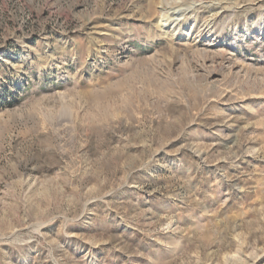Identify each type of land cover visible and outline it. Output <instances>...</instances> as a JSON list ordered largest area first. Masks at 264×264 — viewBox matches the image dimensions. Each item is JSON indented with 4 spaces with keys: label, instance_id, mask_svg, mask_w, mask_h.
Returning a JSON list of instances; mask_svg holds the SVG:
<instances>
[{
    "label": "rangeland",
    "instance_id": "rangeland-1",
    "mask_svg": "<svg viewBox=\"0 0 264 264\" xmlns=\"http://www.w3.org/2000/svg\"><path fill=\"white\" fill-rule=\"evenodd\" d=\"M0 264H264V0H0Z\"/></svg>",
    "mask_w": 264,
    "mask_h": 264
}]
</instances>
